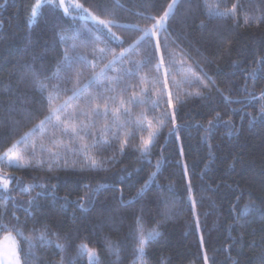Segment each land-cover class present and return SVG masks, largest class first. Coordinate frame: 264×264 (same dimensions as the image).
Listing matches in <instances>:
<instances>
[{
	"label": "trees",
	"instance_id": "16d2710c",
	"mask_svg": "<svg viewBox=\"0 0 264 264\" xmlns=\"http://www.w3.org/2000/svg\"><path fill=\"white\" fill-rule=\"evenodd\" d=\"M36 0H0V146L6 141V133L27 131L17 129L27 108L31 107L32 89L24 77L26 65L42 58L44 64L54 70L62 45L59 34L71 28L90 25L82 19L64 17L62 10L42 5L38 16L29 23V12ZM85 2V0H80ZM115 13L119 23L138 24L150 27L145 17L162 14L170 0H105ZM220 0H180L170 30L186 37L191 45L189 51L212 76L216 85L233 100H245L247 93L257 97L264 91V72L257 70L253 79L248 73L257 67L259 57L264 55V23L244 24L245 12L253 19L264 12V0H240L244 12L239 13V23L207 15L206 5ZM231 5L234 0H226ZM152 5H155L154 9ZM90 6L91 5H86ZM95 11V8H93ZM97 14H100L97 12ZM109 18V17H102ZM62 22L63 28L57 26ZM117 35L130 41L135 29L114 28ZM247 89V93L245 92ZM196 89H190L195 91ZM264 100L252 104H226L213 89L210 100L190 98L178 116L181 125L179 138L170 136L165 128L150 157H142L134 149L124 155L105 151V160L115 156V161L105 163L102 171H80L77 163L67 170L55 172L33 171L4 167L13 176L31 184L51 182L57 186V199L51 195L40 198L41 210L36 213L38 227L41 222L55 231L73 237L69 253L76 257V264H89L87 256H76L75 247L80 241L92 247L105 245V236L119 242L128 236L134 212L143 211L147 218L163 219L162 236L152 242L148 264H203V253L207 251L216 264H264V121L251 122L259 116ZM137 113L141 109H134ZM223 121H231L238 134L229 135L232 125L224 123L208 129V120L215 123V113ZM152 116L149 114V119ZM23 124V122H22ZM18 138V137H17ZM181 147L183 154H181ZM93 155L95 153H92ZM159 163V168H156ZM187 164V174L182 167ZM155 172L153 177L151 174ZM147 181L148 188L142 199L134 206L128 202ZM195 196L193 209L189 202L188 186ZM100 185L94 193L92 205L87 213L75 206L80 197H85ZM86 186H90L87 188ZM15 189V185L10 186ZM47 193V189L36 188L30 194L13 192L17 202L26 204L29 195ZM68 195L66 206L60 197ZM59 201V202H57ZM4 203L0 200V206ZM254 207L243 215L244 205ZM235 206V207H234ZM21 222L25 220L23 209H14ZM166 212V218L161 213ZM199 218V227L196 221ZM28 227H33L29 218ZM203 234L204 245L199 237ZM0 233V241L3 239ZM63 243V239L61 241ZM59 250L44 247L37 249L42 259L57 264ZM121 252L118 264H132L133 257ZM104 255V253H101ZM116 255H108L116 261Z\"/></svg>",
	"mask_w": 264,
	"mask_h": 264
},
{
	"label": "snow or ice",
	"instance_id": "6c2138e0",
	"mask_svg": "<svg viewBox=\"0 0 264 264\" xmlns=\"http://www.w3.org/2000/svg\"><path fill=\"white\" fill-rule=\"evenodd\" d=\"M179 2L170 0L162 9V14L145 17L150 27L141 28L138 24L119 23L105 0H68L67 3L66 0H36L29 12L30 24L38 16L42 5L46 4L62 10L64 17L72 16V8L90 25L74 29L69 26L68 31L59 34L58 42L62 48L54 70L47 67L42 58L26 65L24 77L32 89V106L26 109L22 121H17L15 127L21 129L25 126L28 130L22 134L19 131L6 133L7 139L0 146V165L52 173L61 168L67 170L71 162L72 168L79 163L80 171L85 168L102 171L105 163L115 161V156L105 160V151L114 150L124 155L126 150L134 149L147 158L165 128H168L170 136L179 138L181 125L178 116L182 115V109L190 98L210 100L214 89L226 104L247 106L258 99L264 100V91L257 97L255 92L247 93V89L245 100H233L216 85L200 61L191 55V45L186 37L175 35L170 30L169 21L174 17ZM89 4L91 7L86 6ZM4 6L0 4V8ZM152 7L156 8L155 5ZM206 7L209 17L234 23H239V13L244 12L240 0H234L231 5L226 0H220ZM72 19L75 20L76 16ZM243 23H264V12L255 19L245 12ZM2 26L3 20H0ZM57 26L63 28L62 22H57ZM114 28L135 29L136 35L126 41L113 31ZM257 70L264 72V55L259 57L257 67L248 74L254 79ZM190 89L196 90L193 92ZM134 109L141 111L137 113ZM257 119L264 121V103L260 105L259 116H252L251 122ZM207 123L206 132L220 123L232 125L230 120L223 121L219 112L215 113V123L211 119ZM232 128L229 135L238 134L234 125ZM182 167L187 174V164ZM156 168H159V163ZM151 175L154 177L156 173ZM12 185L15 189L10 187ZM105 186L91 190V194L87 195L88 206L83 202L85 197H80L75 202L76 208L87 213L94 193ZM36 188L48 191L29 195L26 204L17 202L13 195L16 190L30 194ZM147 188L146 181L128 206L139 202ZM191 191L189 181V202L194 209L196 199ZM46 194L56 200L57 186L50 181L25 183L22 178L0 167V200L4 201L0 206V233L4 234L5 241L10 242L0 253V264H53L37 255L38 248L53 246L59 250L55 253L60 256L57 264H76V257L68 251L73 247L71 235L62 237L60 232L43 222L36 226V213L41 210L40 198ZM59 199L64 201L62 207L69 202L68 195ZM253 207L252 204L244 205L243 215H247ZM20 208L25 213L24 222L14 211ZM161 216L166 218V212ZM29 218L33 222L31 228L28 227ZM162 225L163 219L149 220L143 211L134 212L124 240L115 242L105 236L106 243L100 248L80 241L75 245L76 256L86 255L89 264H106L107 256L115 254L117 260L108 264H118L121 252L130 249L132 264H148L146 257L151 255L149 249L152 242L162 236ZM196 225L198 228V217ZM199 240L203 246V234ZM209 260L205 251L203 264H209ZM211 264H216V260L212 259ZM232 264L239 262L234 260Z\"/></svg>",
	"mask_w": 264,
	"mask_h": 264
},
{
	"label": "rangeland",
	"instance_id": "374dc122",
	"mask_svg": "<svg viewBox=\"0 0 264 264\" xmlns=\"http://www.w3.org/2000/svg\"><path fill=\"white\" fill-rule=\"evenodd\" d=\"M67 2H68V0H66V3ZM70 12L72 13V16H76L77 19H82L79 16H77L76 11L74 9L70 8ZM72 16H69V17H72ZM0 167H3V168L6 167V168H8V166L6 164L0 165ZM9 245H10V242L9 241H5L4 239H2L0 241V253H2Z\"/></svg>",
	"mask_w": 264,
	"mask_h": 264
}]
</instances>
